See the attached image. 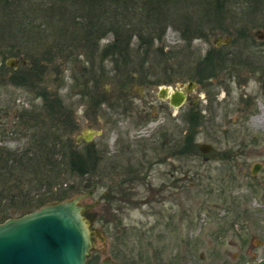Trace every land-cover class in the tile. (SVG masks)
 I'll return each instance as SVG.
<instances>
[{"label": "rangeland", "instance_id": "obj_1", "mask_svg": "<svg viewBox=\"0 0 264 264\" xmlns=\"http://www.w3.org/2000/svg\"><path fill=\"white\" fill-rule=\"evenodd\" d=\"M212 8L189 4L181 6L177 16H169L161 40L153 43L154 47L162 46V52L156 48L148 53L138 51L137 34L133 33L129 60L119 59L117 70L109 56L102 55L101 47L112 40L110 35L99 39L96 51L69 47L51 61L40 60L39 71L23 56H0V133L5 131L2 145L9 148L31 145L29 137L20 134H29L26 126L34 121L20 114L31 113L32 118L43 119L48 105L57 98L64 104V114L74 113L78 126L75 135L101 131L92 142L115 158L134 139L150 147V135L164 134L160 124L173 130L174 124L183 126L185 117L181 114L193 101L194 112L200 110L205 116L194 142L210 143L212 151L201 154L197 149L184 162L172 157L152 166L144 183L133 184L131 192L137 195L132 198L120 201L116 193L117 201L110 205V197H104L108 187L127 174L103 168L99 172L103 184L81 201L96 202L88 211L93 226L104 236L103 240L96 239L90 254L98 257L96 264L105 258L122 264H245L264 256V103L261 99L254 101L255 112L245 119L235 105L238 96L244 90L255 91L257 83L250 80L246 89L235 86L229 70L218 71L217 76L202 83L188 75H198L199 68L205 66L200 67L199 62L210 49L226 52L223 54L229 60L233 52L241 53L242 58L248 52H263L264 0H230L219 13L221 20ZM184 14L203 20L206 28L202 36L192 34L191 43L183 40L182 28H178ZM244 27L250 38L243 34ZM226 38L228 43L222 42ZM8 60L11 63L5 64ZM105 71L112 77L109 81L100 75ZM247 71L240 69L238 74L243 76ZM252 75L259 77V73ZM93 80L100 84H93ZM188 81L197 83L189 99L180 108L167 109L166 101L157 96L158 87ZM86 91L89 94L82 97ZM110 94L120 96L110 99ZM105 98L107 102L98 107L96 101ZM254 139L257 142L252 144ZM241 143L244 152H240ZM228 150L232 152L229 160ZM150 159V154L145 156V163ZM255 163L261 168L252 176ZM126 187L122 185V190ZM18 203L10 205L0 199V219L20 216L23 211Z\"/></svg>", "mask_w": 264, "mask_h": 264}, {"label": "trees", "instance_id": "obj_2", "mask_svg": "<svg viewBox=\"0 0 264 264\" xmlns=\"http://www.w3.org/2000/svg\"><path fill=\"white\" fill-rule=\"evenodd\" d=\"M229 3L230 0H0V56H23V60L31 62L39 71L40 60L51 61L69 47L77 49L83 46L96 51L99 39L110 35L112 40L101 50L103 57L109 56L117 70L119 59L126 63L129 60V44L133 33L137 34L138 51L144 49L148 53L150 48H156L162 52L163 47H154L153 43L156 39L161 40L169 16H177L181 6L186 8L190 4L209 9L213 5L216 17L221 20L219 13ZM178 21L183 40L189 43L193 39L192 34L202 36L206 29L203 20H193L185 14ZM243 30V34L249 37V30L245 27ZM217 49L206 52L202 62H199L200 67L201 64L205 66L199 68L198 75L188 74L191 79L202 83L217 76L218 71L230 70V60L223 54L226 52ZM91 66H94L92 60ZM106 72L100 75L109 81L112 77L106 76ZM36 73L34 70L33 74ZM39 75L37 73L36 78ZM170 80L168 78L167 81ZM84 83L88 88L85 78ZM96 83L100 84V81L93 80V84ZM85 93L89 94L86 91L82 97ZM92 96L89 99L92 100ZM119 96L110 94V99ZM61 101V98L52 100L43 119L32 118L34 116L31 113L20 114L23 119V116H27L34 121L26 126L29 134H20V137H29L31 145L0 147V199L10 205L20 202L21 215L46 203L64 200L103 184V177L99 176L102 168L91 169L97 162V153L91 145L81 147L74 143L72 114H64ZM184 117V125L173 131L179 133L182 144L191 154L197 152L194 140L202 119L200 121L194 112ZM27 122L25 120V125ZM183 131L185 134L181 135ZM114 170L118 175L123 172L127 175L109 186L111 189L108 187L104 197H110V205L117 201L116 193L120 194V201L132 198V195H137L131 192L133 184L144 183L142 170ZM126 184L127 192L122 190V185ZM7 218L10 217H2L0 222ZM97 262L98 257L91 256L86 264Z\"/></svg>", "mask_w": 264, "mask_h": 264}, {"label": "water", "instance_id": "obj_3", "mask_svg": "<svg viewBox=\"0 0 264 264\" xmlns=\"http://www.w3.org/2000/svg\"><path fill=\"white\" fill-rule=\"evenodd\" d=\"M227 41L228 38L222 42ZM15 64L17 60L13 62ZM178 86H185L192 92L196 85L194 81H188ZM185 95L182 91H173L171 86L159 87V97H171L170 103L175 108L184 104ZM93 133L100 134L101 131ZM211 146L205 142L198 144L202 153L210 152ZM258 169V164H255L253 172ZM93 189L69 199L46 203L31 212L0 222V264H86L95 249L96 239L103 240L104 237L102 231L93 226V217L88 212L96 202H81L92 194ZM262 246L264 249V243ZM98 264L122 263L105 258ZM245 264H264V256Z\"/></svg>", "mask_w": 264, "mask_h": 264}, {"label": "flooded vegetation", "instance_id": "obj_4", "mask_svg": "<svg viewBox=\"0 0 264 264\" xmlns=\"http://www.w3.org/2000/svg\"><path fill=\"white\" fill-rule=\"evenodd\" d=\"M261 37H264V34H261ZM252 38V37H251ZM262 52V51H261ZM260 51H252V52H248L245 58L240 57L242 54L241 53H232V57H230V63H231V67L229 70V75L231 77V80L233 82V84L236 85H240L241 88L246 89L247 84L250 80H253V82L256 81L257 85H256V89L255 91H251L246 93L245 90L244 92H242L240 94V96H238V101L235 104L238 107V111L240 112V117L241 119H245L246 116H251L254 112H255V108H253L254 106V101H258L259 99H261L260 101H262L264 103V51L261 53ZM233 54H235V56H233ZM241 54V55H240ZM8 61H5V64H9L7 63ZM14 62V61H13ZM240 69H247L248 73L242 75L238 74V70ZM255 73H259V77L255 78L254 75ZM239 76V77H238ZM186 84V83H185ZM183 84V85H185ZM197 83L195 82V85ZM197 86V85H196ZM196 86H193V90L192 92H194V89L196 88ZM172 90H177V91H182L184 92L186 95V101L189 99V95L190 91L186 90L185 86L180 87L178 85H173L171 86ZM172 93V91H171ZM157 96L159 97V87H158V92H157ZM160 98V97H159ZM107 98L103 99V100H97L96 104L99 103L98 107L102 104H104V101ZM161 99V98H160ZM166 101V105L165 107L168 109V107H173V105L170 103L171 97H167L166 99H162ZM185 101V102H186ZM107 102V101H105ZM184 102V103H185ZM208 102H211V99L208 98ZM95 104V105H96ZM192 105L185 110L181 115L186 116L189 112H194V105H195V101H193L191 103ZM184 105V104H182ZM182 105L178 106L177 108H180ZM175 108V107H174ZM71 110V109H70ZM72 111V110H71ZM69 111V112H71ZM197 113L198 117H201L202 120H204V115L201 114V111H195L194 114ZM72 114V118H73V136H74V143L78 146H86V145H91L93 147L94 152L97 153V162L96 164H93L91 166L92 168H103V169H128V170H145L144 174L142 175L143 178L142 180L144 181L147 177L149 176V171L151 170V167H156L161 165L162 163L166 162V160L171 159L172 157H175L176 159H180L182 160V162H184L183 160H185L186 158H188L189 156L194 155L196 152L193 153H189L190 150L185 147L184 144H182V140L181 138H179V133L177 131H173V129L171 128L170 125H162L160 124L159 127H161L162 129V135H150L147 139L150 141V147H145V143L139 144V140L134 139V140H130L131 142H129L126 146V149L123 150L122 154L118 157H114V154H111L110 152H107L104 149L99 148L98 145H96L95 143L92 142V138L96 133L93 132H89L87 134L84 135H75V132L78 128L77 126V122L75 120L74 117V113L71 112ZM181 117V116H180ZM215 117V116H214ZM180 119V118H178ZM182 120V119H181ZM163 123V122H162ZM174 128L179 129L181 126L178 124H174ZM185 131H183L181 133V135H184ZM99 135V134H97ZM4 137H6V133L1 132L0 133V147H6L4 145H2V141H4ZM264 140V139H263ZM257 141L256 139L252 140V144H255ZM181 144V145H180ZM199 144V143H198ZM197 144V149L201 154H207V153H202L199 150ZM210 144V143H209ZM242 144V143H241ZM212 145V144H211ZM243 146L241 148H239L241 151L240 152H244L245 151V145L242 144ZM212 147V146H211ZM213 149V147H212ZM139 151V155L141 156H136V152ZM150 151V152H149ZM212 151V150H211ZM210 151V152H211ZM209 153V152H208ZM150 154V160L147 161L148 163H145V156ZM154 154V156H153ZM223 154V153H222ZM231 150L227 152L226 156L228 155V160L231 157ZM144 161V162H143ZM258 164V171L261 168V165H259V163H255ZM255 164L252 165V169L250 171V173L253 175H256L258 173L257 172H253ZM155 169V168H154ZM153 169V170H154ZM164 175H168V173L165 172H161ZM150 183V182H149ZM164 185H161V189L163 188ZM95 189V186L93 187ZM93 189V190H94ZM160 189V190H161ZM158 190V191H160ZM161 192V191H160Z\"/></svg>", "mask_w": 264, "mask_h": 264}, {"label": "bare ground", "instance_id": "obj_5", "mask_svg": "<svg viewBox=\"0 0 264 264\" xmlns=\"http://www.w3.org/2000/svg\"><path fill=\"white\" fill-rule=\"evenodd\" d=\"M255 120L258 122V121L260 120V117L257 116V117L255 118Z\"/></svg>", "mask_w": 264, "mask_h": 264}]
</instances>
